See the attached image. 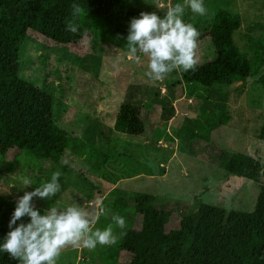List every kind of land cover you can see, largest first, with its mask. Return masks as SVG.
<instances>
[{
	"label": "rangeland",
	"instance_id": "obj_1",
	"mask_svg": "<svg viewBox=\"0 0 264 264\" xmlns=\"http://www.w3.org/2000/svg\"><path fill=\"white\" fill-rule=\"evenodd\" d=\"M104 1L115 7L121 0ZM127 1L143 12L161 16L175 4V0ZM204 3L214 15L209 19L188 10L185 22L201 32L208 31L218 10L231 11L242 18L235 43L250 54L248 36L260 37L264 31V0ZM200 49L197 56L211 53V43L204 41ZM14 59L9 68L12 74L55 96V144L61 147L73 135L83 141L80 149H85V154L73 148L60 160L41 161L19 150L0 156V196L17 203L25 192L33 191L59 171L61 192L51 200L33 198L35 208L44 213L52 205L64 208L79 204L94 215L102 203L105 214L95 225L101 229L112 223V215L119 209L117 199L121 195L111 191L117 179H122L119 192L129 201V209L121 215L126 219V229H140L141 219L134 211L138 194L156 196L157 207L172 213L167 231L178 228L182 216L199 207L196 196L228 210L253 212L260 204L264 179L256 183L232 176L220 165L221 152L248 154L264 165V87L256 80L238 81L224 89L197 87L191 94L194 88L183 81L180 71L153 82L145 76L146 57H132L112 43L93 50L90 35L79 44L64 46L30 31ZM125 103L145 105L143 135H124L116 130L115 121ZM224 106L231 125L220 124L224 113L219 108ZM91 139H96L100 150L111 158L102 161L101 170L88 165ZM22 177L30 178L33 185L24 187ZM124 230L114 229L116 235ZM106 247L98 245L94 251L68 247L58 264H107L95 257ZM130 258L123 252L115 264H128ZM10 259L11 264H19Z\"/></svg>",
	"mask_w": 264,
	"mask_h": 264
},
{
	"label": "trees",
	"instance_id": "obj_2",
	"mask_svg": "<svg viewBox=\"0 0 264 264\" xmlns=\"http://www.w3.org/2000/svg\"><path fill=\"white\" fill-rule=\"evenodd\" d=\"M73 3L84 9L76 21L77 33L66 31L65 21L71 18ZM166 11L167 8L163 15ZM141 12L127 0L119 1L115 7L104 0L0 2V156L19 150L41 161L60 160L73 148L85 154V149H80L83 141L73 135L61 147L55 144V96L9 71L29 32L35 31L64 46L79 44L90 35L93 50L112 43L127 51L130 20L139 17ZM188 14L186 10L184 19ZM241 25L239 15L220 9L210 30L200 31L196 50L206 41L211 43L212 51L197 56L195 50V70L180 71L183 81L194 88L191 94L196 93L197 87L224 89L250 79L264 87V31L260 37L248 36L249 54L235 43ZM227 109L226 106L219 108L224 113L221 125H231L230 118L225 116ZM144 110L145 105L123 104L115 121L116 130L124 135H143L146 131ZM261 139L264 140V128ZM91 141L88 165L101 170L102 161H109L110 155L100 150L96 139ZM220 165L232 176L256 183L264 179V165L248 154L221 152ZM112 192L119 193L116 189ZM262 195L253 212L215 207L196 196L199 207L185 213L178 228L167 231L172 213L157 207V197L138 194L134 198V211L141 219L140 229H125L117 235L116 244L98 250L95 257L107 264L119 262L122 252L131 255L128 264H264V190ZM117 200L116 214L122 215L129 209V201L123 195ZM15 207L16 203L0 196V243L10 231L8 225ZM21 222L28 223L30 218H21L17 225ZM10 258L9 254L0 252V264H11Z\"/></svg>",
	"mask_w": 264,
	"mask_h": 264
},
{
	"label": "clouds",
	"instance_id": "obj_3",
	"mask_svg": "<svg viewBox=\"0 0 264 264\" xmlns=\"http://www.w3.org/2000/svg\"><path fill=\"white\" fill-rule=\"evenodd\" d=\"M71 9V18L65 21L66 31L77 33L76 21L84 9L77 3H73ZM186 10L209 19L214 15L204 0H182L169 7L163 16L141 12L139 17L130 20L126 49L132 57L147 58L145 76L153 82L165 80L174 71L188 72L196 68L195 50L200 31L192 23L185 22ZM61 175L59 171L54 172L50 180L17 199L8 225L10 231L0 243V252L9 254L19 264H58L66 248L83 247L94 251L98 245L111 246L118 240L114 229H126V219L119 214L112 215V223L105 228L95 227L100 216L105 214L102 203L94 215L79 204L64 208L52 205L41 214L33 198L51 200L60 193ZM21 183L24 187L33 185L27 177H22ZM25 216L30 222L17 225Z\"/></svg>",
	"mask_w": 264,
	"mask_h": 264
},
{
	"label": "crops",
	"instance_id": "obj_4",
	"mask_svg": "<svg viewBox=\"0 0 264 264\" xmlns=\"http://www.w3.org/2000/svg\"><path fill=\"white\" fill-rule=\"evenodd\" d=\"M106 154H108L107 152H106ZM163 165V164H162ZM126 178H131L130 176H127ZM122 182V179H117L116 181H114V182H112L113 184H112V189H111V191H113V190H118V187H119V185H120V183ZM118 192H119V190H118ZM118 194H120V195H123V194H121L120 192L118 193ZM123 196H125V195H123ZM105 197L106 196H104L103 198L105 199ZM156 197V196H155ZM126 198V197H125ZM157 200H158V198H157ZM92 205V207H95L96 205L95 204H91ZM123 253V252H122ZM121 253V254H122ZM92 255H94V253H92Z\"/></svg>",
	"mask_w": 264,
	"mask_h": 264
}]
</instances>
